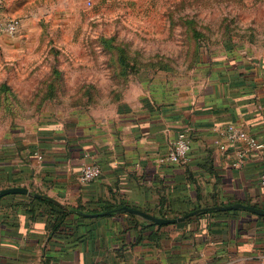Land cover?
I'll return each instance as SVG.
<instances>
[{
	"label": "crops",
	"instance_id": "crops-1",
	"mask_svg": "<svg viewBox=\"0 0 264 264\" xmlns=\"http://www.w3.org/2000/svg\"><path fill=\"white\" fill-rule=\"evenodd\" d=\"M152 81L107 108L0 133V190L31 193L0 198V264H264V150L224 135L233 124L264 144V54L226 40L177 92ZM182 130L188 162H158ZM84 164L99 177L80 181ZM197 205L244 207L167 227L124 211L62 214L126 206L172 218Z\"/></svg>",
	"mask_w": 264,
	"mask_h": 264
},
{
	"label": "rangeland",
	"instance_id": "rangeland-1",
	"mask_svg": "<svg viewBox=\"0 0 264 264\" xmlns=\"http://www.w3.org/2000/svg\"><path fill=\"white\" fill-rule=\"evenodd\" d=\"M0 133L63 120L141 79L177 92L226 40L264 54V0H0Z\"/></svg>",
	"mask_w": 264,
	"mask_h": 264
},
{
	"label": "built area",
	"instance_id": "built-area-1",
	"mask_svg": "<svg viewBox=\"0 0 264 264\" xmlns=\"http://www.w3.org/2000/svg\"><path fill=\"white\" fill-rule=\"evenodd\" d=\"M20 25L21 21L18 18H8L1 22L0 30L9 36H13L17 33ZM224 135L230 142H243L249 150H264V144L241 127L233 124L229 125L225 129ZM221 148H224V146L221 145ZM189 152L190 139L187 132L182 130L178 133L177 138L168 151L163 156L159 157L158 162L167 164H186L189 160ZM38 158L41 157L38 156ZM99 175L100 168L96 164H84L79 170V180L82 182H90L98 178ZM259 184L264 190V171L259 176Z\"/></svg>",
	"mask_w": 264,
	"mask_h": 264
},
{
	"label": "water",
	"instance_id": "water-1",
	"mask_svg": "<svg viewBox=\"0 0 264 264\" xmlns=\"http://www.w3.org/2000/svg\"><path fill=\"white\" fill-rule=\"evenodd\" d=\"M15 193H21V194H31L29 192V190L27 188H24V187H11V188H5V189H2L0 190V198L5 196V195H8V194H15ZM33 196L37 197V198H41L42 196L40 194H37V193H34ZM59 206L65 208V206H62L61 204L57 203ZM232 207H244V206H227V207H213V208H201V209H196V210H193V211H190L182 216H179V217H175V218H161V217H158V216H153V215H150V214H147L145 212H142L140 210H137V209H133V208H129V207H126V206H122L120 208H117V209H114V210H109V211H104V212H101V213H95V214H85V213H82L84 216L86 217H97V216H104V215H109L110 213L112 212H115V211H124V212H127V213H131V214H134V215H137L151 223H154V224H157V225H165V224H176V223H179L181 221H184L185 219H187L188 217H191L193 215H196L198 213H201V212H206V211H210V210H213V209H229V208H232ZM248 208V207H246ZM248 209H251V208H248ZM253 210V209H251Z\"/></svg>",
	"mask_w": 264,
	"mask_h": 264
},
{
	"label": "trees",
	"instance_id": "trees-1",
	"mask_svg": "<svg viewBox=\"0 0 264 264\" xmlns=\"http://www.w3.org/2000/svg\"><path fill=\"white\" fill-rule=\"evenodd\" d=\"M41 201H43V202H46L47 204H49V205H53L52 203H51V201L49 200V198H46V197H44ZM117 207H119V206H114V208H117ZM198 205L197 206H192L191 208H188L187 210H185V211H183V212H180V213H176V215H184V214H186V213H188V212H190V211H193V210H196V209H198ZM81 208H79V207H75V208H68V211H62V214H63V216H68V215H70L71 213H75V214H77V215H79L80 217H83V214H82V210H80ZM110 209H112V208H109V207H105V208H103L101 211H104V210H110ZM85 212H87V213H95L96 211H85ZM176 215H174V217H176ZM156 216H158V217H161V218H171V217H168V216H165L164 214H162V213H159V215H156ZM196 216H198V215H196ZM133 217V216H132ZM173 216H172V218H174ZM133 218H135V217H133ZM136 219V221L137 222H139L140 224H145L146 222L145 221H141L140 219H138V218H135ZM180 223H182V222H180ZM180 223H178V224H180ZM178 224H175V225H178ZM156 224H154V223H151V222H149V226H155ZM171 225H173V224H165V225H158V227H167V226H171Z\"/></svg>",
	"mask_w": 264,
	"mask_h": 264
}]
</instances>
